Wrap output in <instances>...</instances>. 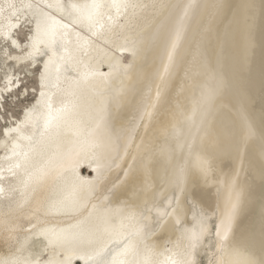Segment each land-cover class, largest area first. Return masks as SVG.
I'll return each instance as SVG.
<instances>
[{
    "label": "bare ground",
    "instance_id": "bare-ground-1",
    "mask_svg": "<svg viewBox=\"0 0 264 264\" xmlns=\"http://www.w3.org/2000/svg\"><path fill=\"white\" fill-rule=\"evenodd\" d=\"M86 2L62 0L61 12L46 6L55 0H0V28L15 25L12 38L26 44L41 13L69 24L70 5ZM118 2L126 7L102 9L103 28L76 23L58 36L47 69L50 52L19 64L0 53V89L6 76L22 81L0 109L16 122L0 119V258L84 264L80 257L107 241L105 215L134 214L143 226L138 259L145 247L154 260L185 251L186 230L203 219L210 231L192 257L209 264L216 226L235 203L226 248L264 264V0ZM16 124L20 133L3 135ZM66 198L69 207L47 211ZM45 225L65 239L49 243L38 235Z\"/></svg>",
    "mask_w": 264,
    "mask_h": 264
},
{
    "label": "snow or ice",
    "instance_id": "snow-or-ice-1",
    "mask_svg": "<svg viewBox=\"0 0 264 264\" xmlns=\"http://www.w3.org/2000/svg\"><path fill=\"white\" fill-rule=\"evenodd\" d=\"M49 9L55 8L58 11L64 10V4L62 0H55V3L46 5ZM122 5L118 0H111L110 4H106L104 0H90L84 4L73 3L70 5L72 12L76 14V19L72 23L66 24L62 19H57L56 16L51 13H41L36 21L34 32L26 37L27 43L21 44L18 39H13L14 33H12V28L15 25H9L7 31L0 28V38H2L3 43H0V53H2L3 63L7 64L9 61H15L17 64L21 61H35L39 56L49 55L48 61L45 62V69L48 68L50 63L54 62L56 58L55 47L57 44L58 36H67L72 29L73 24L87 22L89 28H94L99 25L103 28V24L100 22V17L102 16V9L105 7H114L119 11ZM14 7V5L12 6ZM25 7L31 9L32 5L29 3ZM39 10V6H37ZM71 15V13H70ZM111 19V17H109ZM63 30V32H61ZM79 37V33H77ZM10 42L11 48L13 50L20 49L23 55H12L7 45ZM176 43L173 42L172 50L174 51ZM172 58V52L169 53V59ZM63 59V57H60ZM45 73H41V92L40 97L42 100L46 97V93L43 90L45 87ZM22 84L21 78L19 76H6L4 81V88L0 89V109H3L5 96L4 93L11 94L13 88L18 89ZM18 95H27V88L25 87L24 92L18 93ZM41 101H37L40 104ZM45 106L48 108V119L45 121V128H48L54 117L52 115L51 103L44 100ZM35 106L33 110H28L25 112L26 121L28 122L33 118ZM0 119H4L5 123H16L11 118V113L7 110L0 111ZM21 125L16 124L15 127L4 128L3 135L8 137L11 133H20ZM23 139H28V137H21ZM13 152L12 157H17L21 153L17 152L16 149L20 147L18 143L13 141L12 144ZM26 155V153L24 154ZM11 159V157L9 158ZM203 162H201V167H203ZM20 164L17 162L14 165H10L9 171L12 168H19ZM0 192H3V188L0 187ZM76 200L71 201V207L73 210H78L75 207ZM69 207L67 198L65 200H60L52 202L48 207V212H58L64 208ZM95 207V206H94ZM236 209V204L232 205L231 210L226 214L225 218L221 220L220 224L216 226L215 235L217 238L216 252L214 253L215 259L210 260L209 264H255V261L242 256L238 251H229L226 248V241L229 239V234L231 231L232 220L234 217ZM162 215H168V213H162ZM125 219L128 220V224H125ZM134 214L128 217L122 216H108L105 215L103 218V233L107 236V241L102 244V246L94 249L90 254H85L80 257L84 261V264H98V258L109 254L111 252V259L107 264H195L192 257V252L202 243L204 237L209 234V228L202 219L198 227H193L186 230L185 239L187 240V245L185 251L170 252L168 255H163V259H152V251L145 247L146 255L144 258L138 259L139 255V245L142 242L143 226H136L134 224ZM179 222V221H177ZM41 222L38 221L36 225H31V228L35 229ZM132 231H128V229ZM65 230L58 229L55 225H45L40 227L38 235H43L48 238L49 243H60L65 239ZM110 245L115 246L114 249L110 250ZM0 264H40L39 259L36 261L31 260H9L7 258H0ZM48 264H51L49 261Z\"/></svg>",
    "mask_w": 264,
    "mask_h": 264
},
{
    "label": "rangeland",
    "instance_id": "rangeland-1",
    "mask_svg": "<svg viewBox=\"0 0 264 264\" xmlns=\"http://www.w3.org/2000/svg\"><path fill=\"white\" fill-rule=\"evenodd\" d=\"M27 98V97H26ZM32 99V97H28L27 99H25V100H23V105H26L30 100ZM24 107V106H23ZM23 107L22 106H19V107H17L16 109H17V113H20V111L23 109Z\"/></svg>",
    "mask_w": 264,
    "mask_h": 264
}]
</instances>
